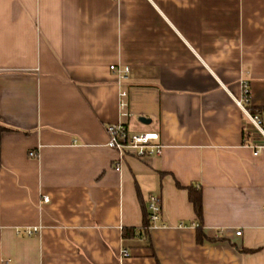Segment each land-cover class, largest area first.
I'll return each mask as SVG.
<instances>
[{"label":"crops","instance_id":"crops-1","mask_svg":"<svg viewBox=\"0 0 264 264\" xmlns=\"http://www.w3.org/2000/svg\"><path fill=\"white\" fill-rule=\"evenodd\" d=\"M243 85L264 107V0H0V264H264ZM118 119L156 130L160 154L115 169ZM149 194L160 224L122 237Z\"/></svg>","mask_w":264,"mask_h":264},{"label":"built area","instance_id":"built-area-1","mask_svg":"<svg viewBox=\"0 0 264 264\" xmlns=\"http://www.w3.org/2000/svg\"><path fill=\"white\" fill-rule=\"evenodd\" d=\"M109 69L115 73L118 79H123L126 77L128 66L109 64ZM123 94L124 92L120 91V95ZM235 102L242 110L245 118L242 129L243 142L252 147L253 153H257L260 148L264 147V117L258 112H250L248 110V93L245 85L242 86L241 97L237 98ZM121 105L122 103L120 102ZM119 114L124 115L125 113L120 111ZM105 131L107 134L105 144L116 153L112 164L115 169L120 168L122 158L125 154H131L136 157L159 155L163 146L156 130H130L126 122L121 119L107 123L105 125ZM28 155H35V152L30 150L28 151ZM42 200H47V196H42ZM146 206L148 210L149 229L160 224L158 223L161 212L160 198L154 194H149L146 199ZM262 210L264 212V204L262 205ZM37 229L38 227L34 225L23 227L21 231L25 234H33ZM239 232V230L235 231L236 234ZM127 254L128 251L123 248L122 255Z\"/></svg>","mask_w":264,"mask_h":264},{"label":"trees","instance_id":"trees-1","mask_svg":"<svg viewBox=\"0 0 264 264\" xmlns=\"http://www.w3.org/2000/svg\"><path fill=\"white\" fill-rule=\"evenodd\" d=\"M247 108L250 112H258L263 114L264 116V107H254L251 105H247ZM179 186V184H178ZM188 194V198L192 204V208L196 214V217L198 218V221L200 222L201 219V198H200V189L199 187H193L191 185L185 186ZM148 225H149V218H148V210L146 206V201L142 206V221L139 227H128L122 229V237H131V236H137L140 238H143V240H148ZM197 236L198 239L200 238V225L197 224Z\"/></svg>","mask_w":264,"mask_h":264},{"label":"water","instance_id":"water-1","mask_svg":"<svg viewBox=\"0 0 264 264\" xmlns=\"http://www.w3.org/2000/svg\"><path fill=\"white\" fill-rule=\"evenodd\" d=\"M136 118L137 120L143 123H148L150 121V119L148 117H145L144 115H137Z\"/></svg>","mask_w":264,"mask_h":264}]
</instances>
